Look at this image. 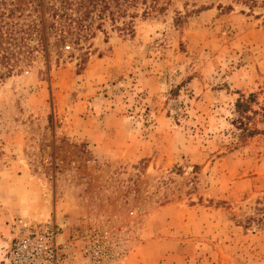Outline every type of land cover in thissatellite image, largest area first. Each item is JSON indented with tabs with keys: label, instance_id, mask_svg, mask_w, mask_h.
I'll return each instance as SVG.
<instances>
[{
	"label": "rangeland",
	"instance_id": "374dc122",
	"mask_svg": "<svg viewBox=\"0 0 264 264\" xmlns=\"http://www.w3.org/2000/svg\"><path fill=\"white\" fill-rule=\"evenodd\" d=\"M138 12L77 42L45 28L0 79L6 243L49 221L87 264H264V135L234 125L238 98L264 103V3Z\"/></svg>",
	"mask_w": 264,
	"mask_h": 264
},
{
	"label": "trees",
	"instance_id": "16d2710c",
	"mask_svg": "<svg viewBox=\"0 0 264 264\" xmlns=\"http://www.w3.org/2000/svg\"><path fill=\"white\" fill-rule=\"evenodd\" d=\"M29 13L14 6L8 0H0V79L8 77L19 55L31 59L34 51L38 47L44 46L45 28H51L58 33L61 41L66 38H74L80 41L86 36H91L95 29H101L105 20H110L115 24L120 19L130 17L128 21H122L123 25H115L117 29L133 30V18L141 10L142 16H148L153 12L163 13L170 5L172 0H47L44 4L42 0H33ZM240 2L252 9L264 0H232ZM10 6L8 7V5ZM227 5V9H231ZM18 11V15H16ZM47 12L48 23L45 21ZM34 14V15H32ZM16 17V19H15ZM29 17V18H28ZM33 38H37L36 45H30ZM256 103L254 95L240 97L234 103L236 118L234 125L238 130V139L241 141L246 138L262 134L264 127H258L252 120L259 115L264 122V103L258 109L254 107Z\"/></svg>",
	"mask_w": 264,
	"mask_h": 264
},
{
	"label": "built area",
	"instance_id": "2783aa9c",
	"mask_svg": "<svg viewBox=\"0 0 264 264\" xmlns=\"http://www.w3.org/2000/svg\"><path fill=\"white\" fill-rule=\"evenodd\" d=\"M62 229L55 223L14 221L8 243L0 248L5 264H73ZM91 255L101 259L100 251ZM100 263V262H98Z\"/></svg>",
	"mask_w": 264,
	"mask_h": 264
},
{
	"label": "crops",
	"instance_id": "0c3cea01",
	"mask_svg": "<svg viewBox=\"0 0 264 264\" xmlns=\"http://www.w3.org/2000/svg\"><path fill=\"white\" fill-rule=\"evenodd\" d=\"M4 218L0 215V247L6 244L10 231V222L6 223V220ZM71 256L73 257L72 261L75 262L76 264H87L79 252L74 251L73 254H71ZM130 260H131L130 257H128L121 264H128ZM0 264H5L2 261L1 254H0Z\"/></svg>",
	"mask_w": 264,
	"mask_h": 264
}]
</instances>
